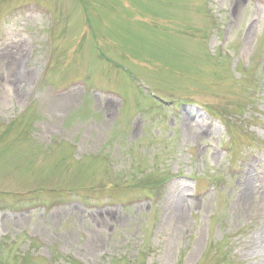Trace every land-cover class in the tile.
Returning <instances> with one entry per match:
<instances>
[{
  "label": "rangeland",
  "instance_id": "obj_1",
  "mask_svg": "<svg viewBox=\"0 0 264 264\" xmlns=\"http://www.w3.org/2000/svg\"><path fill=\"white\" fill-rule=\"evenodd\" d=\"M261 166L264 0H0V264H264Z\"/></svg>",
  "mask_w": 264,
  "mask_h": 264
},
{
  "label": "bare ground",
  "instance_id": "obj_2",
  "mask_svg": "<svg viewBox=\"0 0 264 264\" xmlns=\"http://www.w3.org/2000/svg\"><path fill=\"white\" fill-rule=\"evenodd\" d=\"M188 133L189 135L192 137V138H197L201 133L199 132V130L195 129L193 126L190 125V129L188 130ZM262 167V166H261ZM257 177V176H255ZM254 176H252L251 174H248L246 176V180H245V185L252 182V179L254 180L255 179ZM260 178H261V182H259L260 186L259 188H264V166L262 167V171L260 172ZM182 208L178 207L175 211V213L172 215L171 218L175 219V220H178L181 216H182ZM176 226H179L180 223H178L177 221L175 222ZM262 239H263V236L262 235H259L254 243L255 245L253 246V248L258 249V246H261V242H262ZM253 243V244H254Z\"/></svg>",
  "mask_w": 264,
  "mask_h": 264
}]
</instances>
